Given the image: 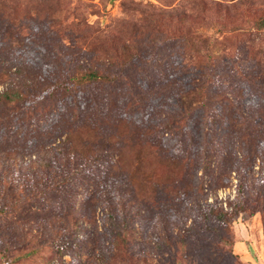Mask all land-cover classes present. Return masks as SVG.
<instances>
[{
    "label": "rangeland",
    "instance_id": "obj_1",
    "mask_svg": "<svg viewBox=\"0 0 264 264\" xmlns=\"http://www.w3.org/2000/svg\"><path fill=\"white\" fill-rule=\"evenodd\" d=\"M0 264H264V0H0Z\"/></svg>",
    "mask_w": 264,
    "mask_h": 264
},
{
    "label": "trees",
    "instance_id": "obj_2",
    "mask_svg": "<svg viewBox=\"0 0 264 264\" xmlns=\"http://www.w3.org/2000/svg\"><path fill=\"white\" fill-rule=\"evenodd\" d=\"M92 77H93L94 79H96V78H97V75H96V74H95V75H92ZM59 89H60L59 87L54 86V87L52 88V90H51V93L57 92ZM230 216H231V215H230ZM66 249H67V246H61V247H60V250H61L62 252H64Z\"/></svg>",
    "mask_w": 264,
    "mask_h": 264
}]
</instances>
